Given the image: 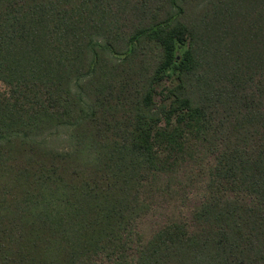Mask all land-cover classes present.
Here are the masks:
<instances>
[{"label":"trees","instance_id":"trees-1","mask_svg":"<svg viewBox=\"0 0 264 264\" xmlns=\"http://www.w3.org/2000/svg\"><path fill=\"white\" fill-rule=\"evenodd\" d=\"M0 84V264H264V0H0Z\"/></svg>","mask_w":264,"mask_h":264},{"label":"rangeland","instance_id":"rangeland-1","mask_svg":"<svg viewBox=\"0 0 264 264\" xmlns=\"http://www.w3.org/2000/svg\"><path fill=\"white\" fill-rule=\"evenodd\" d=\"M175 83L174 79L167 80L164 84L158 87L160 92L162 88H170ZM5 87L0 84V92L4 91ZM157 105H161L160 95L155 96ZM164 105H168L166 102ZM211 164V158L205 156L202 166H198L191 161L182 163L180 172V181L187 186L182 188L174 186V189L179 192L175 198L169 196H159L155 199L152 210L140 221L139 231L144 237L149 238L157 229L165 225L171 219H182L190 224V213L197 208L203 197V178L199 177L198 169H205Z\"/></svg>","mask_w":264,"mask_h":264}]
</instances>
